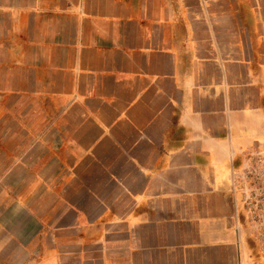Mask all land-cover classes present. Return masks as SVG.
<instances>
[{"label": "crops", "instance_id": "0c3cea01", "mask_svg": "<svg viewBox=\"0 0 264 264\" xmlns=\"http://www.w3.org/2000/svg\"><path fill=\"white\" fill-rule=\"evenodd\" d=\"M2 203L0 264H264V0H0Z\"/></svg>", "mask_w": 264, "mask_h": 264}, {"label": "rangeland", "instance_id": "374dc122", "mask_svg": "<svg viewBox=\"0 0 264 264\" xmlns=\"http://www.w3.org/2000/svg\"><path fill=\"white\" fill-rule=\"evenodd\" d=\"M3 206H4V204H3V203H2V204H0V208H1V207H3ZM1 209H2V208H1ZM18 252H19V251H18Z\"/></svg>", "mask_w": 264, "mask_h": 264}]
</instances>
